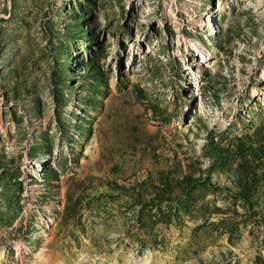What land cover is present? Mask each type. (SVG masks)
I'll use <instances>...</instances> for the list:
<instances>
[{"label": "rangeland", "instance_id": "obj_1", "mask_svg": "<svg viewBox=\"0 0 264 264\" xmlns=\"http://www.w3.org/2000/svg\"><path fill=\"white\" fill-rule=\"evenodd\" d=\"M0 264H264V0H0Z\"/></svg>", "mask_w": 264, "mask_h": 264}]
</instances>
